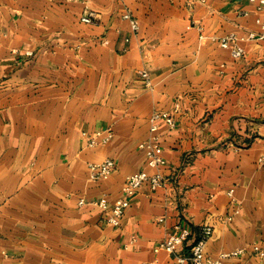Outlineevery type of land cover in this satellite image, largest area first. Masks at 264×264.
<instances>
[{
    "label": "crops",
    "instance_id": "crops-1",
    "mask_svg": "<svg viewBox=\"0 0 264 264\" xmlns=\"http://www.w3.org/2000/svg\"><path fill=\"white\" fill-rule=\"evenodd\" d=\"M258 5L0 0V264L167 261L154 248L177 225L206 224L209 255L246 248L226 264H264V38H246L261 32ZM230 33L246 38L240 58L218 41ZM154 110L176 119L158 130L166 185L144 184L113 225L90 201L112 204L147 168ZM108 157L111 176L91 179Z\"/></svg>",
    "mask_w": 264,
    "mask_h": 264
},
{
    "label": "built area",
    "instance_id": "built-area-1",
    "mask_svg": "<svg viewBox=\"0 0 264 264\" xmlns=\"http://www.w3.org/2000/svg\"><path fill=\"white\" fill-rule=\"evenodd\" d=\"M90 1V0H83ZM258 2V8H264V0H251ZM124 17L130 20L133 31L139 30V20L131 13H124ZM94 13L88 12L82 16V21L93 22ZM261 32H251L246 37L248 39L264 38V19L260 20ZM245 37H239L235 33H230L218 39L221 46L228 48L235 58H240L245 53V48L240 44ZM214 39H216L214 37ZM145 75L147 73H144ZM149 84V79H146ZM167 124L170 128L176 126V119L169 111L154 110L150 115V135L139 143V147L145 154L146 169L127 175L122 186L123 195L117 198L112 204H109L106 198L94 199L90 203L97 205L107 211L106 218L113 225H119L126 208L130 205V198L144 185L156 191L166 185V177L162 172V168L166 164L160 136L158 130L160 123ZM114 133L112 130H100L89 138V145H97L98 143H107L112 139ZM260 161H264V155L260 157ZM89 174L91 179H106L113 173L116 163L113 158H106L101 162L89 163ZM152 170V171H151ZM232 194V190L229 192ZM85 199H81L80 203H85ZM162 220V219H161ZM177 232L170 233L164 240L157 244L154 252L158 255L165 252L168 256L167 261H162L159 257L151 260L143 261L142 264H226V259L237 256L246 252V248H238L232 251L221 252L214 257L207 253L206 247L209 239L212 237L214 229L211 225H203L200 227L196 236L190 228L177 225ZM260 256H264V249L254 247Z\"/></svg>",
    "mask_w": 264,
    "mask_h": 264
}]
</instances>
